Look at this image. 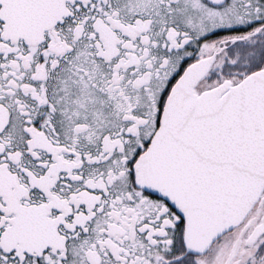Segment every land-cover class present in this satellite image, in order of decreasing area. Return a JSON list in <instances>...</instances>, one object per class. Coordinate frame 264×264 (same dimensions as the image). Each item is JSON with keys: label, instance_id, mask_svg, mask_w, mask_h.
<instances>
[{"label": "snow or ice", "instance_id": "snow-or-ice-1", "mask_svg": "<svg viewBox=\"0 0 264 264\" xmlns=\"http://www.w3.org/2000/svg\"><path fill=\"white\" fill-rule=\"evenodd\" d=\"M0 264H264V0H0Z\"/></svg>", "mask_w": 264, "mask_h": 264}]
</instances>
